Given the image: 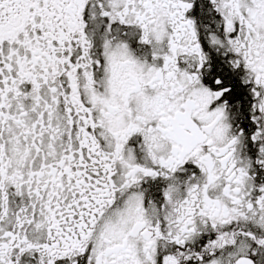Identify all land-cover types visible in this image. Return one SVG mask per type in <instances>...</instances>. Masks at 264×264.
<instances>
[{
	"label": "snow or ice",
	"instance_id": "obj_1",
	"mask_svg": "<svg viewBox=\"0 0 264 264\" xmlns=\"http://www.w3.org/2000/svg\"><path fill=\"white\" fill-rule=\"evenodd\" d=\"M0 264H264V0H0Z\"/></svg>",
	"mask_w": 264,
	"mask_h": 264
}]
</instances>
